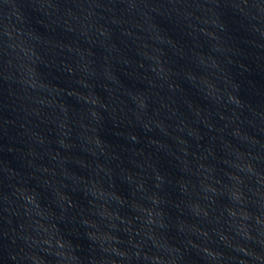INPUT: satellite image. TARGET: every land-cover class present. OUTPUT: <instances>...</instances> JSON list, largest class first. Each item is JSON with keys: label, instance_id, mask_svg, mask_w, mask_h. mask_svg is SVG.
<instances>
[{"label": "water", "instance_id": "1", "mask_svg": "<svg viewBox=\"0 0 264 264\" xmlns=\"http://www.w3.org/2000/svg\"><path fill=\"white\" fill-rule=\"evenodd\" d=\"M0 264H264V0H0Z\"/></svg>", "mask_w": 264, "mask_h": 264}]
</instances>
